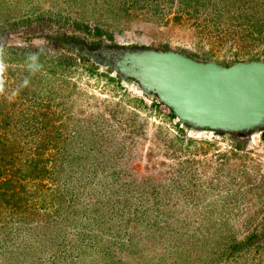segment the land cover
I'll return each mask as SVG.
<instances>
[{"label":"rangeland","instance_id":"374dc122","mask_svg":"<svg viewBox=\"0 0 264 264\" xmlns=\"http://www.w3.org/2000/svg\"><path fill=\"white\" fill-rule=\"evenodd\" d=\"M0 31V156L40 160L0 162V264L143 263L133 246L147 234L170 264L157 212L201 243L173 248L185 264H264V241L227 250L264 231V133L235 147L229 134L180 132L132 85L59 57L107 41L264 60V0H0Z\"/></svg>","mask_w":264,"mask_h":264},{"label":"water","instance_id":"95a60500","mask_svg":"<svg viewBox=\"0 0 264 264\" xmlns=\"http://www.w3.org/2000/svg\"><path fill=\"white\" fill-rule=\"evenodd\" d=\"M97 70L108 71L168 108L189 133H225L245 140L264 131V60L222 64L174 48L100 41L72 44Z\"/></svg>","mask_w":264,"mask_h":264},{"label":"trees","instance_id":"16d2710c","mask_svg":"<svg viewBox=\"0 0 264 264\" xmlns=\"http://www.w3.org/2000/svg\"><path fill=\"white\" fill-rule=\"evenodd\" d=\"M46 22L48 24H50V23L57 24V25L64 24V23L59 22L58 20L54 21L52 19H47ZM7 32H9V31H4V32L0 31V50L2 49L3 44L5 42V36L7 35L6 34ZM60 32H63V31H60ZM72 36L74 37V39H77L79 41H80V39H82L84 37L83 35H78V34H74ZM84 40H86V39H84ZM85 42H87V41H85ZM91 44H95V43L92 42ZM111 44L112 45H117L116 43H111ZM71 45H72L71 43L67 44V46H68V48H67L68 50L67 51L70 52L71 54H68L67 52H65V53L61 52L59 54V57L61 59H64L65 61H67L69 63H77L76 60L78 62H86V65H88L87 68L89 69V71L94 72V70H97L96 67L87 58L80 57L79 54L77 53V51H75L72 48ZM110 78L114 79L112 77H110ZM116 81L117 82L118 81L121 82L119 79H116ZM142 96H143L142 99L146 98L144 95H142ZM142 102L143 101H140V103H142ZM150 106L152 108H154V107H164V106L160 105L158 102H156L154 100H150ZM164 108H166V107H164ZM166 109L169 111L170 116L175 118L173 113L168 108H166ZM176 124H177L178 129L180 130V132H182L184 129L180 126L178 121H176ZM263 133H264V131H263ZM1 136H3V135H0V137ZM27 137H29V140L27 142H33V143L37 142L40 145L42 144L41 143V139H34L33 135H27ZM233 139L236 142V146L235 147H239L240 144L242 142H244V140L238 139L236 137H234ZM17 141L18 140H15L14 143L17 142ZM1 143H2V140H0V144ZM6 143H8L7 140H6ZM4 144H5V141L3 142V145ZM5 146H6V144H5ZM19 146H22V144L19 145ZM16 154H20V155L24 156L25 161H24L23 165L21 164L23 167L25 165H30V166H33L34 168L39 167V162H40L39 159L36 160L35 158H30L28 153H25L24 150H21V149L17 150L16 149V150H11L10 152H7V154H2L0 156V162L2 161V164H5V165H2V167L3 166L5 167L6 172H8L9 170H10V172L12 171L11 169H13V168L11 166L13 165V161L15 160L14 158H15ZM1 159H3V160H1ZM7 168H10V169H7ZM18 168L19 167H17L16 169H18ZM0 172H2L1 168H0ZM47 172L48 171L42 169V173H47ZM147 211H151L152 212V209H146L145 212H147ZM155 215H157L156 217L158 219H156L155 221L151 222L153 225H156L154 230L162 232L164 234V236H166V240L170 239L168 243H172L173 244L172 245V251H170V247H169V253H168L169 255L171 253V260H170L171 263L170 264H185V263H183L185 261L184 258L180 257V255H183V253H182L183 251L180 252V250L179 251L175 250V252H174L173 248L175 246L177 248L178 247L181 248L182 245L186 246L187 243L190 242V243H195V249H199L200 250L201 243L198 242V240H194L195 239L194 237H189V236L185 235V234H187V230L184 231V230H182V228L179 229V225L176 222H175L176 223L175 227L173 225H171L173 221H169L168 220V216L166 214L163 215L160 212H157ZM158 216L162 217V218H159ZM146 217L149 218L148 220H150V216L148 217V215H146ZM163 221H164V223H162ZM130 231H131V234L128 235L129 238L132 237L133 234L135 235L134 232H137V233L139 232L138 229H133V230L130 229ZM151 237H152V235L147 234V235L142 236L140 241H137V240L134 241L135 243H134L133 248H136L137 252H139V254H141L142 256L144 255V262L141 263L140 261H138V264H162V262H163V260L162 261L161 260L160 261L157 260V259H160L162 255L161 254L160 255H154V250H152V248L149 246L150 240L153 241V238L151 239ZM189 239H191V240H189ZM263 241H264V231L252 233L251 235L246 237L243 241H239L237 243H233L231 245H228L227 250H228L229 254H233V253L241 251L243 249H247V248H249L252 245L259 246V243L263 242ZM132 245H133V243H132ZM145 252H147V253L145 254ZM172 252L176 253L174 257H172L173 256ZM197 258H198V262H199L200 261V259H199L200 257H197ZM172 259H173V261H172ZM213 259H217V257L216 256L215 257L212 256V257L207 259L208 260L207 262L210 263V264H214L213 263ZM123 262H124V264H126L125 261H123Z\"/></svg>","mask_w":264,"mask_h":264}]
</instances>
